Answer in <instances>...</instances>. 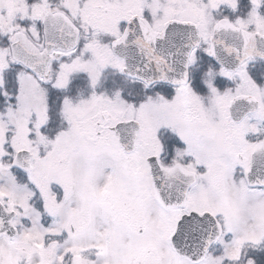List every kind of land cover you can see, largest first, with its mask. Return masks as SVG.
<instances>
[{"label":"snow or ice","instance_id":"snow-or-ice-1","mask_svg":"<svg viewBox=\"0 0 264 264\" xmlns=\"http://www.w3.org/2000/svg\"><path fill=\"white\" fill-rule=\"evenodd\" d=\"M0 264H264V0H0Z\"/></svg>","mask_w":264,"mask_h":264}]
</instances>
